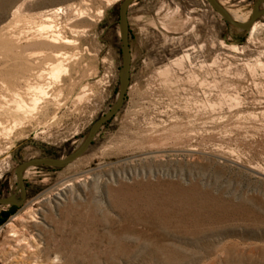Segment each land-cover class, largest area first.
I'll list each match as a JSON object with an SVG mask.
<instances>
[{"label":"rangeland","instance_id":"rangeland-1","mask_svg":"<svg viewBox=\"0 0 264 264\" xmlns=\"http://www.w3.org/2000/svg\"><path fill=\"white\" fill-rule=\"evenodd\" d=\"M121 1L0 0V197L19 199L17 164L67 156L114 103ZM217 1L247 22L255 0ZM127 21L122 107L73 162L24 170V202L0 204L4 263L42 264L30 247L49 241L55 264H264V12L250 32L206 0H134ZM48 22L72 44L32 45Z\"/></svg>","mask_w":264,"mask_h":264},{"label":"water","instance_id":"water-1","mask_svg":"<svg viewBox=\"0 0 264 264\" xmlns=\"http://www.w3.org/2000/svg\"><path fill=\"white\" fill-rule=\"evenodd\" d=\"M134 0H122L118 8V31L121 42V66L118 69L119 76V86L118 93L114 103L109 107L107 111L101 114L97 119L93 121L88 129L85 137L83 138L80 145H78L70 154L65 157H55V156H43L39 158L28 159L20 162L14 168V173L16 176V184L19 189V199H14L10 196L0 197V204L15 205L20 206L26 197L25 183L23 179V172L27 167L48 165V166H64L79 156H81L88 147L91 145L99 128L107 122L110 118L120 110L122 107L125 95L129 86V76L131 67V52L129 44V30L127 21V11L128 7ZM211 7L230 25L244 31H249L252 24L257 19L259 12H257V7L264 0H255L251 9V14L247 22H238L234 20L225 10V8L218 3L217 0H206Z\"/></svg>","mask_w":264,"mask_h":264},{"label":"bare ground","instance_id":"bare-ground-1","mask_svg":"<svg viewBox=\"0 0 264 264\" xmlns=\"http://www.w3.org/2000/svg\"><path fill=\"white\" fill-rule=\"evenodd\" d=\"M109 1H111V0H108V3H109ZM114 1V0H113ZM64 10V8L62 7V6H57V7H55V8H53L52 10H51V12L52 13H56V14H59V13H61L62 11ZM226 12L234 19V20H236V21H238V22H240V21H243L245 18L244 17H242V16H240V15H238L237 13H236V11H233V10H230V9H226ZM257 12H264V2H262V3H260L259 5H258V7H257ZM75 13L77 14V17L78 18H80V17H82V16H84L85 14V12L82 10V9H76L75 10ZM48 19V18H47ZM50 20V19H49ZM258 25V23L257 22H254L253 24H252V26L250 27V29H249V31L250 32H252L255 28H256V26ZM56 27V25H54V24H52L51 22H48V23H38V24H36V27H35V29H34V33L32 34V39H33V43H32V45H34V46H39V47H42V46H44L45 44H48L51 48L52 47H57V44H66V45H71L72 44V42L74 41V40H72V39H70V38H68V37H65V36H62L61 34H60V31L57 29V28H55ZM44 41H46V42H44ZM33 46V47H34ZM37 52H39V51H37ZM40 53V52H39ZM56 56H59L60 58H58L56 61H54L53 63H50L49 64V71H48V77L49 78H51V79H53V80H58L59 78H60V75L62 74V73H65L66 72V65L65 64H63V61H66L67 59H68V55L64 52V53H62V52H60V53H56ZM65 63V62H64ZM28 89H31V91H33L37 96L38 95H41V96H44L45 94H46V92H45V90H44V88L42 87V85L41 84H36V85H32V86H30L29 85V87L27 86V90ZM15 91H17V90H15ZM30 91V92H31ZM32 92V93H33ZM18 93V92H17ZM16 96V95H15ZM19 96V95H18ZM35 96V95H34ZM20 97V96H19ZM33 97V96H32ZM31 97V98H32ZM12 99V98H11ZM20 99H21V97H20ZM22 100V99H21ZM32 100H33V104H34V101L36 100V97H33L32 98ZM38 101V100H37ZM25 105H24V103L22 102V101H20L19 100V98H18V100L16 101V105L14 106V110L16 111V113H18L19 111L20 112H23V107H24ZM26 107H27V105H26ZM31 107H33V106H31ZM28 110V109H27ZM25 111V110H24ZM28 112V111H27ZM24 114H26V112L24 113ZM83 140V139H82ZM82 142V141H81ZM81 144V143H80ZM79 144V145H80ZM10 197H12V198H14V199H16V195H13V194H11V195H9ZM9 225H11V222H9V223H7L6 225H5V227L6 226H9ZM8 228V227H7ZM0 234L2 235L3 234V236H4V227L3 228H0ZM14 234V236H17V234L14 232L13 233ZM12 233H11V235H13ZM14 241H16V239L14 240ZM49 242V241H48ZM48 242H47V244H46V246H45V244L44 245H42V246H40V245H35V246H32V247H30V249L32 250L31 251V254L34 256H38V257H42V258H44V259H42L40 262L43 264V262H44V264H55L56 262H58V255L56 254L53 258H49V254H50V252L52 251L53 252V249L50 251V248H48ZM65 243V242H64ZM3 244H4V242H3ZM18 245H20V243L18 242ZM30 245H29V242H27V245H26V247H29ZM57 249L59 250L60 249V247H58L57 246ZM58 250H54V253H57V252H59ZM8 254L4 251V248L0 251V261H1V264H12L15 260L13 259V257H11V259H9L8 260V262L7 263H4V260L6 259V256H7ZM24 262H26L25 260H23ZM35 264H37L36 262H35Z\"/></svg>","mask_w":264,"mask_h":264}]
</instances>
